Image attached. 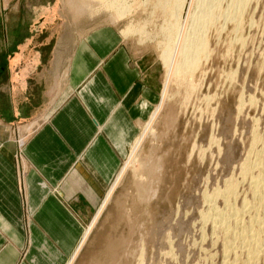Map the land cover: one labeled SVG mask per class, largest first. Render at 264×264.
<instances>
[{
    "label": "rangeland",
    "instance_id": "rangeland-1",
    "mask_svg": "<svg viewBox=\"0 0 264 264\" xmlns=\"http://www.w3.org/2000/svg\"><path fill=\"white\" fill-rule=\"evenodd\" d=\"M101 1L78 18L68 0H0V119L14 124V140L34 112L20 115L14 106L12 111L11 96L20 104L23 90L47 87L54 70L61 79L78 42L100 25H117L123 33L133 28L124 37L158 94L161 91V102L163 52L171 44L165 41L171 15L163 10L164 0H122L129 6L124 16ZM221 2L223 9L231 4ZM247 5L239 28L222 18L207 28L204 43L195 46L199 62L173 82L154 133L146 137L75 264H221L219 236L199 212L202 195L232 176L240 187L245 184L239 190L241 205L250 196L249 180L236 165L252 150L256 134V148L264 146V0ZM98 205L80 193L69 204L78 223L68 231L73 232L70 244L65 242L61 251L45 235L39 236L29 262L68 264Z\"/></svg>",
    "mask_w": 264,
    "mask_h": 264
},
{
    "label": "crops",
    "instance_id": "crops-1",
    "mask_svg": "<svg viewBox=\"0 0 264 264\" xmlns=\"http://www.w3.org/2000/svg\"><path fill=\"white\" fill-rule=\"evenodd\" d=\"M66 69L23 90L20 104L11 96L12 111L34 112L17 129L19 145L0 119V264H31L39 236L61 251L70 244V202L83 193L100 206L161 98L114 24L82 37Z\"/></svg>",
    "mask_w": 264,
    "mask_h": 264
},
{
    "label": "bare ground",
    "instance_id": "bare-ground-1",
    "mask_svg": "<svg viewBox=\"0 0 264 264\" xmlns=\"http://www.w3.org/2000/svg\"><path fill=\"white\" fill-rule=\"evenodd\" d=\"M82 1L68 0L67 2L71 7V11L73 10L78 15V18L82 16L81 14L84 13L88 7H97L96 4L99 2L98 0L92 3L93 0H87V4ZM249 1L250 0H231V4L229 3L228 7L225 9L221 6V0L163 1V10H169L171 15L168 21L170 28L168 27L169 31L167 30V35L165 34V41L168 40L171 44L169 46L167 45L163 52L166 75L162 100L157 105L153 114H151L152 116L145 124L142 133L131 147L132 150L128 155L129 157H127L128 160L124 163L113 184L105 194L92 221L84 232L74 258L68 264H75L83 246L97 226L106 207L112 201L118 186L122 183V179L130 165L137 161L146 137L153 132L156 121L166 105L173 82L180 79L182 80V77L190 70L194 69V65L199 62L195 63V59L200 55L199 49L195 46L199 44V42L204 43L203 39L207 28L215 23L217 24L222 18H224L223 21L225 23L230 21L234 22L233 24H235L236 29L239 28L243 20H241V18L246 9L245 7L248 6L247 4ZM101 2H105V5L109 4L113 6L115 10L117 9L119 11L120 16H124L128 13L129 6L124 4L122 0H102ZM160 2H162V0H160ZM103 3L102 6L104 5ZM163 3H161L162 6ZM132 31L133 28L131 27L124 33L129 34ZM236 32L238 31L236 30ZM203 50H205V48ZM200 51H202V49ZM27 128L29 130L32 126H27ZM27 128L25 129L26 133L28 132ZM253 141L254 145L252 143V150L246 155L240 165H236V167H238L237 172L239 171L240 175H242L245 180H249L250 196L244 197L240 205L239 190L245 184H242L243 186L240 187L238 184L239 181L237 180V182L235 179H232V176L230 179H225L226 182L225 184L223 183V186H221L222 188L217 186L213 188V191H204L202 195L204 205L199 212L202 221L210 225L213 235L217 234L219 236L218 244L221 245L222 248L221 264H264V146L261 150L256 148V143L259 141V136L257 134ZM261 151L262 155H260ZM253 154L254 158H252ZM236 167L234 166L233 169H236ZM242 179H240L241 182H243ZM202 239L205 240L206 238L202 237ZM169 252H171V250Z\"/></svg>",
    "mask_w": 264,
    "mask_h": 264
}]
</instances>
